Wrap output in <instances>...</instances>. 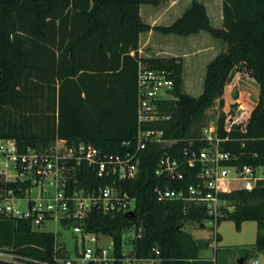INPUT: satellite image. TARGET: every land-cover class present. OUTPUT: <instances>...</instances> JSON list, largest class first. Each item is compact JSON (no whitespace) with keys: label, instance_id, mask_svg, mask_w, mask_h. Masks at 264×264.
<instances>
[{"label":"trees","instance_id":"1","mask_svg":"<svg viewBox=\"0 0 264 264\" xmlns=\"http://www.w3.org/2000/svg\"><path fill=\"white\" fill-rule=\"evenodd\" d=\"M161 0H0V138H13L20 151L46 149L55 139L91 142L105 152H124L134 146L136 134L137 67L144 63L163 69L173 80L171 98L158 102L162 116L144 127L160 129L165 143H148L139 153L135 178L117 185L135 198L134 216L92 209L83 228L108 235L115 254L122 252V232L140 226L129 254L137 259L158 258L157 264H213L200 258V245L183 229L186 222L208 220L206 210L185 200L161 199L154 189L186 190L197 168L182 166V179L155 174L163 154L182 161L188 140L195 148L208 109L222 108L225 85L242 67L258 85L255 105L243 125L228 133L224 150L236 157L227 164L264 166V0H222V26L213 27L205 6L193 0L172 24L151 26L142 21V3ZM153 30L187 36L200 31L225 43L208 62L202 91L194 97L182 92L180 57H140L139 35ZM133 52V54H130ZM128 77L134 82H128ZM125 81L129 87H125ZM223 115L217 117L224 138ZM129 141V145L123 142ZM78 184L91 189L103 180L85 163L76 169ZM15 184L0 176V192ZM232 206L218 219L240 226L257 224L254 249H264V180L250 189L220 193ZM159 251L155 255L153 249ZM0 252L11 259L0 264H44L67 255L64 243L51 232L35 230L29 221L0 216ZM115 264H121L116 262Z\"/></svg>","mask_w":264,"mask_h":264},{"label":"built area","instance_id":"2","mask_svg":"<svg viewBox=\"0 0 264 264\" xmlns=\"http://www.w3.org/2000/svg\"><path fill=\"white\" fill-rule=\"evenodd\" d=\"M172 89L173 80L167 71L138 63L137 128L134 146L124 152L109 153L91 142L74 144L63 138L55 139L46 149L27 147L20 151L15 139L0 138V176L4 181L15 184V187H7L0 192V216L29 221L35 230H42L46 221H53L63 227H71L76 234L77 249L73 257L55 255L54 262L44 264H136L139 260L129 251L128 254L123 252V248L121 255H116L111 237L103 246L99 240L102 234L86 231L83 224L92 209L103 213L134 211L135 198L121 189L117 181L136 177L139 153L148 143L162 144L167 141L162 130L143 125L166 118L160 114L157 104L171 98ZM231 90H238V95L235 92L232 102L223 104L220 112L224 117L222 128L226 136H219L217 118L212 119L200 132L199 141L204 145L195 148L194 142L188 140L182 148V161L163 154L155 169L158 176L182 179V166L196 167L194 183L186 190L156 187L154 191L161 199L185 200L203 206L208 220L214 223L233 208L219 196L220 193L239 188L250 190L258 179L264 180L255 176V168L250 165L227 164L236 157L224 150L221 143L228 139V133L244 124L250 112L242 104L241 91L233 87ZM129 144V141L123 142V145ZM82 163L91 168L104 181L103 184L91 189L80 186L75 171ZM234 181H239L240 185L232 186ZM133 226L135 237H139L141 227H130ZM51 233L59 235L58 231ZM153 252L159 254L156 248ZM251 264H256V261Z\"/></svg>","mask_w":264,"mask_h":264},{"label":"rangeland","instance_id":"3","mask_svg":"<svg viewBox=\"0 0 264 264\" xmlns=\"http://www.w3.org/2000/svg\"><path fill=\"white\" fill-rule=\"evenodd\" d=\"M222 44L226 48L225 43ZM199 55L197 58H194V61H190L189 64L187 60L185 64V80L182 83V92L194 97L198 96L202 91L206 69L205 63L206 60H209L206 59L208 57H204L205 55H203L202 59ZM189 72L193 73L190 82L187 79ZM247 77L248 75L242 67H238L232 72L225 86L227 99L223 98V100L226 105L232 102L235 92L238 95V90L233 92L230 90V87H233L241 91L242 104L247 110H250L254 106L258 96V87H252L251 81L245 82L248 80ZM220 112L221 108L215 102V105L207 110L203 124H207L212 119L215 120ZM255 176L264 178V166L255 167ZM231 185L239 186L240 183L239 181H234ZM202 224L200 226L198 222L189 221L183 225V229L190 233L200 245L198 250V256L200 258L210 259L213 261V264H251L253 260L256 261V264H264V249L257 251L253 246L257 234V224L255 221H244L240 224L239 228L231 220H222L216 223L211 220H206ZM41 229L46 232L58 231V239L64 243V249L67 255L73 257L76 254V234L72 232L71 227L66 228L53 221H46ZM134 229L135 227L133 226L124 229L122 232V248L123 252L127 254L132 247V240L135 237ZM99 240L100 244L106 246L110 241V237L108 235H101L99 236ZM78 245H80V242ZM0 258L7 259L9 255L0 252ZM240 258H243V263L238 262ZM136 264H157V261L140 259L136 261Z\"/></svg>","mask_w":264,"mask_h":264},{"label":"crops","instance_id":"4","mask_svg":"<svg viewBox=\"0 0 264 264\" xmlns=\"http://www.w3.org/2000/svg\"><path fill=\"white\" fill-rule=\"evenodd\" d=\"M196 1L201 2L205 6L210 24L215 28H220L222 26L223 19L222 0ZM192 2L193 0H161L157 5L142 3L139 8V14L142 21L146 24L151 26H166L172 24L176 19H178L190 7ZM224 49L225 47L219 39L213 38L205 31L177 37V35L174 34H162L160 32L149 30L142 32L139 35L138 54L140 57H180L182 59V83L185 80L184 74L187 60L189 64V62L192 60L194 61V58H197L199 54L201 59L203 55H205L204 57H208L206 59H209L206 60L205 65H207L210 60H212L220 51H223ZM130 54H133V52H130ZM192 74V72L188 73V82L191 81ZM247 79L248 80L246 81H242H251L252 87H258L253 78L248 76ZM128 82L130 84V82L133 83L134 81L130 80L128 77ZM129 84L125 81V87H129ZM226 94L227 92L225 87L222 98L227 99ZM256 101L257 99L255 100V103ZM201 224L200 226L203 225Z\"/></svg>","mask_w":264,"mask_h":264},{"label":"water","instance_id":"5","mask_svg":"<svg viewBox=\"0 0 264 264\" xmlns=\"http://www.w3.org/2000/svg\"><path fill=\"white\" fill-rule=\"evenodd\" d=\"M131 216H134V211H129L128 212ZM202 225V224H201ZM238 262L239 263H243V258H240L239 260H238Z\"/></svg>","mask_w":264,"mask_h":264}]
</instances>
